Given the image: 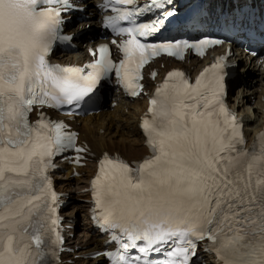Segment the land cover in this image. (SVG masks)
<instances>
[{
    "label": "snow or ice",
    "instance_id": "6c2138e0",
    "mask_svg": "<svg viewBox=\"0 0 264 264\" xmlns=\"http://www.w3.org/2000/svg\"><path fill=\"white\" fill-rule=\"evenodd\" d=\"M74 7L0 0V264H62L60 194L49 172L58 154L72 150L79 163L88 151L64 120L44 111L31 120L34 108L81 109L113 73L139 96L152 58L182 59L188 49L203 56L222 43L164 37L177 17L172 0H106L99 7L113 14L104 27L126 37L123 59L114 62L104 43L83 67L51 63L53 45L72 39L62 33ZM226 61L217 57L194 83L183 71L168 73L141 124L151 155L133 164L100 158L93 212L115 251L95 256L110 264H203L198 249L207 242L217 264H264V133L246 147L242 123L224 103Z\"/></svg>",
    "mask_w": 264,
    "mask_h": 264
},
{
    "label": "bare ground",
    "instance_id": "6f19581e",
    "mask_svg": "<svg viewBox=\"0 0 264 264\" xmlns=\"http://www.w3.org/2000/svg\"><path fill=\"white\" fill-rule=\"evenodd\" d=\"M80 3L87 5L86 15L88 18L70 28V31L78 35L75 43L80 51L77 54L57 52L54 54L55 61H80V57L86 55L80 36L87 30V25L100 27V22L97 19L98 10L95 7L96 0H83ZM90 11L93 13L89 15ZM207 62V59H191L181 65L190 70H198ZM239 63V74L233 82V86L237 85L238 90L234 89L230 100L246 122L248 138L253 140L264 126V68H259L256 60L253 61V66H249L248 61L243 57L239 58ZM157 67L160 76H162L166 68H162L161 63H158ZM153 85L154 82L150 81L149 86ZM112 96L117 97L118 94L113 92ZM112 101H106L105 110L99 115L94 114L80 118L74 123L75 127L80 130V139L89 145L92 154L85 167L74 169L67 166L64 174L58 180L59 187L69 193V200H71V205L64 211L66 222L74 225L77 221H82L76 228L85 230L90 225L88 220L89 205L85 200L89 198L87 188L91 176L96 171L97 160L105 153L109 155L116 153L129 161H136L151 153L149 146H145L146 135L139 127V117L147 109L148 100L146 98L130 102L120 100L117 107L112 106ZM76 171L80 172L81 176H75ZM82 237L83 239L75 238L70 241L71 247L75 249L71 256L74 261L72 264H105L100 258L97 260L74 258L75 254L85 255L100 249L101 240L99 238H93L89 232H84Z\"/></svg>",
    "mask_w": 264,
    "mask_h": 264
},
{
    "label": "rangeland",
    "instance_id": "374dc122",
    "mask_svg": "<svg viewBox=\"0 0 264 264\" xmlns=\"http://www.w3.org/2000/svg\"><path fill=\"white\" fill-rule=\"evenodd\" d=\"M98 31H99V26H97L96 29H92V27L87 29V31L81 36V41H84V39L86 40V39L92 38L93 35L98 33ZM79 45H81V43H79ZM79 231H82V230H79ZM83 233H84L83 231L79 232V234H77V237H80L81 239H83V237H82Z\"/></svg>",
    "mask_w": 264,
    "mask_h": 264
}]
</instances>
